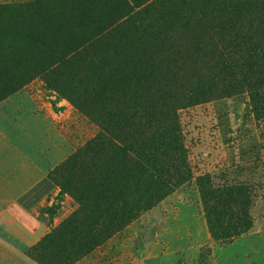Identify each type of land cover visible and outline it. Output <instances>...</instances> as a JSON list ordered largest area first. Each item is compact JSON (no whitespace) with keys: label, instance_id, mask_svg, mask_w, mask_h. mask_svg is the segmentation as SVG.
Segmentation results:
<instances>
[{"label":"rangeland","instance_id":"rangeland-1","mask_svg":"<svg viewBox=\"0 0 264 264\" xmlns=\"http://www.w3.org/2000/svg\"><path fill=\"white\" fill-rule=\"evenodd\" d=\"M261 1L232 0L244 6L241 12L224 0L200 3L205 12L197 14L196 0H0V103L29 93L51 122L46 139L62 149L63 160L49 175L59 195L52 206L37 209L48 230L27 257L79 209L57 182L82 192V182L97 173L96 145L108 138L114 119L141 106L153 114L151 101L161 120L177 116L175 139L164 150L165 168L174 161L178 166L175 191L148 209L144 190L149 177L159 175H139L136 185L128 181L127 205L138 209L134 220L77 264H264V60L230 69L221 48L201 55L209 30L223 33L222 15L239 24L249 19L246 50L251 54L257 42L264 48ZM223 37L226 43L228 35ZM70 49H78L72 62ZM151 79L158 86L154 94L145 86ZM199 86L208 94L204 102L173 107L176 97L195 95ZM142 141L135 150L141 151ZM181 151L189 173L180 169ZM70 159L72 166L53 176ZM208 177L215 190L251 196L246 231L228 238L212 228L206 210L211 199L198 185Z\"/></svg>","mask_w":264,"mask_h":264},{"label":"trees","instance_id":"trees-1","mask_svg":"<svg viewBox=\"0 0 264 264\" xmlns=\"http://www.w3.org/2000/svg\"><path fill=\"white\" fill-rule=\"evenodd\" d=\"M196 1L195 13L197 14H204L205 12V8H200V3L207 7L216 6L220 3V0ZM224 2L234 5V12H241L244 8L240 2L236 3L232 0L228 2L224 0ZM260 4L263 5L261 7L264 9V0ZM87 9L89 8L86 4L81 7L84 13ZM84 16L87 19L86 14ZM198 18L199 16L194 18L196 23ZM217 19H220V27L223 33L216 35L209 30V35L205 41L207 45L202 50L201 53L203 54L201 55L207 53L211 56L221 48L225 55L224 63H227L230 69L234 68L235 64H242L250 69L254 67L258 59L264 60V48L261 46V42L255 44L251 54L245 48L250 35L246 33L244 24H250L249 19H241L242 24L237 22L239 19H230V17L224 19L223 15L218 16ZM233 22H237L234 23L237 29L233 33H226V27ZM225 34L228 35L226 43L223 37ZM75 53H78V49H70L66 58H71L70 62H72L74 58L72 59L71 56ZM156 85L152 79L145 84L153 94L155 93L154 89L158 87ZM198 88L199 90L195 95L176 97L173 100V107H178L180 110L204 102L208 95L207 91L202 86ZM142 107L134 108L123 117L114 119L115 126L112 127V131L108 130V138H101L96 145L97 173L88 181L82 182V192H71L68 188L70 183H66L65 180L61 183L57 182L61 187V194L70 195L79 205V209L52 234L46 236L36 248H33L29 252V258L39 264H77L83 258L102 248L112 237L122 232L128 222L134 220L135 212L138 209L127 205V182L129 181L134 185L138 181L141 183V180L136 179L139 175H159L158 179L149 177L148 189L144 190L143 205L148 209L173 194L178 166L174 161L170 167L165 168L164 150H167V146L175 139L177 116L175 113H170L171 116L166 120H161L151 101L149 108L155 113H144ZM127 124L130 126L128 131ZM141 140H143L142 145L138 146L141 151L135 150L137 147L135 142H141ZM128 155L130 157L132 155L131 159H133L131 169L127 171ZM179 158L183 164L180 169L189 173L183 151L180 152ZM72 162L73 159H70L60 167L61 169L58 168L53 172V176L59 170L62 171V168L71 167ZM198 185L203 193H206L211 199V202L206 204V210L209 223L213 229L220 230L228 238L235 237L239 230L244 231L246 229L249 209L251 201H253L247 192L237 191L232 194L226 188L215 190L209 177L200 180ZM49 253H54L57 256L51 259L46 258Z\"/></svg>","mask_w":264,"mask_h":264},{"label":"crops","instance_id":"crops-1","mask_svg":"<svg viewBox=\"0 0 264 264\" xmlns=\"http://www.w3.org/2000/svg\"><path fill=\"white\" fill-rule=\"evenodd\" d=\"M41 104L26 91L0 103V264H35L26 254L48 230L37 209L59 195L49 175L62 149L45 137Z\"/></svg>","mask_w":264,"mask_h":264}]
</instances>
